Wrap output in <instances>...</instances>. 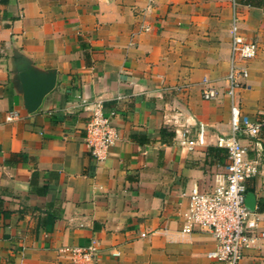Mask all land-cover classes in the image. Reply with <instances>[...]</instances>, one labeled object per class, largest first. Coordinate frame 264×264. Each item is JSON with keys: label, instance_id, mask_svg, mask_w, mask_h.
<instances>
[{"label": "crops", "instance_id": "0c3cea01", "mask_svg": "<svg viewBox=\"0 0 264 264\" xmlns=\"http://www.w3.org/2000/svg\"><path fill=\"white\" fill-rule=\"evenodd\" d=\"M234 17L258 44L235 103L263 123L264 0H0V264H83L63 248L92 238L94 264H224L208 255L211 232L183 227L192 189L226 174L216 140L230 132ZM33 76L56 81L29 110ZM98 101L120 132L102 160L84 130ZM241 139L258 165L246 204L264 229V132ZM242 264H264V238Z\"/></svg>", "mask_w": 264, "mask_h": 264}, {"label": "built area", "instance_id": "2783aa9c", "mask_svg": "<svg viewBox=\"0 0 264 264\" xmlns=\"http://www.w3.org/2000/svg\"><path fill=\"white\" fill-rule=\"evenodd\" d=\"M150 25L141 23L132 36L149 30ZM258 52V44L247 39L236 30V18L232 23L229 70L226 76L227 94L231 100L230 132L217 137L216 144L226 150V174L211 190L194 187L189 193L188 209L184 213L183 230H208L216 239V247L208 255L224 264H242L245 250L258 238H264V229L259 228L260 214L246 204V181L258 173L256 161L247 157V148L241 135L245 133L259 137L263 123L252 120L240 113L235 96L239 87L245 84L249 75L247 62ZM203 94L206 98L217 96V89L208 76H204ZM88 116L85 122V141L90 153L97 159L106 158L109 148L120 138V132L114 122V112L107 111L102 102L86 107ZM19 117L17 111L10 112L6 120ZM183 145L193 148L194 139L184 134ZM63 251L71 254L76 261L94 264L99 254V242L92 238L86 246H66Z\"/></svg>", "mask_w": 264, "mask_h": 264}, {"label": "water", "instance_id": "95a60500", "mask_svg": "<svg viewBox=\"0 0 264 264\" xmlns=\"http://www.w3.org/2000/svg\"><path fill=\"white\" fill-rule=\"evenodd\" d=\"M54 76L49 77H27L24 81L25 103L29 110H35L41 104L44 96L53 89L55 85ZM248 197L246 199L249 204ZM250 207H253L252 204Z\"/></svg>", "mask_w": 264, "mask_h": 264}, {"label": "trees", "instance_id": "16d2710c", "mask_svg": "<svg viewBox=\"0 0 264 264\" xmlns=\"http://www.w3.org/2000/svg\"><path fill=\"white\" fill-rule=\"evenodd\" d=\"M162 132H165L166 131V127L162 128L161 130ZM261 132H264V122H263V126L261 128Z\"/></svg>", "mask_w": 264, "mask_h": 264}]
</instances>
